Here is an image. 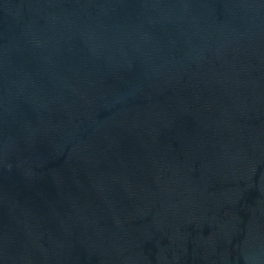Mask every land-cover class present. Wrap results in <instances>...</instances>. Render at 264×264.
I'll list each match as a JSON object with an SVG mask.
<instances>
[{
    "label": "water",
    "instance_id": "water-1",
    "mask_svg": "<svg viewBox=\"0 0 264 264\" xmlns=\"http://www.w3.org/2000/svg\"><path fill=\"white\" fill-rule=\"evenodd\" d=\"M0 264H264V0H0Z\"/></svg>",
    "mask_w": 264,
    "mask_h": 264
}]
</instances>
